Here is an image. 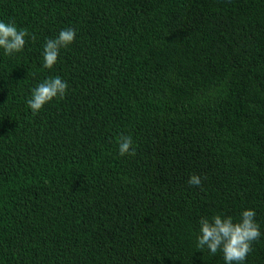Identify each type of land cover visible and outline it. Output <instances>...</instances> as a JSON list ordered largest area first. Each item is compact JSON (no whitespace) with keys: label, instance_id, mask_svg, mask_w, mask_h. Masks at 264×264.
<instances>
[{"label":"trees","instance_id":"1","mask_svg":"<svg viewBox=\"0 0 264 264\" xmlns=\"http://www.w3.org/2000/svg\"><path fill=\"white\" fill-rule=\"evenodd\" d=\"M0 21L29 33L0 49V264H224L199 221L244 210L264 264V0H0Z\"/></svg>","mask_w":264,"mask_h":264},{"label":"clouds","instance_id":"2","mask_svg":"<svg viewBox=\"0 0 264 264\" xmlns=\"http://www.w3.org/2000/svg\"><path fill=\"white\" fill-rule=\"evenodd\" d=\"M29 36L27 29L18 28L14 22L5 23L0 21V49L5 56H12L20 53ZM76 37L72 28H66L59 32L54 39H48L43 48L44 69H52L57 63L60 50L70 46ZM32 39H35L33 36ZM68 85L59 76L50 77L39 83L31 91V96L26 103L35 116L43 106L54 98L63 99ZM118 151L121 156L135 155L132 137H119ZM188 184L200 186L201 178L192 175ZM254 210H244L238 222H234L231 216L220 214L209 218H201L200 235L197 237V249H207L211 255L218 251L222 253L224 264H244L247 256L253 251L252 244L261 238L259 224L255 220Z\"/></svg>","mask_w":264,"mask_h":264}]
</instances>
